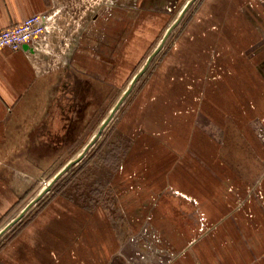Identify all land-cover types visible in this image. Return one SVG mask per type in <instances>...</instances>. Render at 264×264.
Returning <instances> with one entry per match:
<instances>
[{"label":"crops","instance_id":"0c3cea01","mask_svg":"<svg viewBox=\"0 0 264 264\" xmlns=\"http://www.w3.org/2000/svg\"><path fill=\"white\" fill-rule=\"evenodd\" d=\"M54 2L0 0V27L32 13L60 10L62 5ZM163 2L156 0L155 9L136 12L124 25L112 49L114 57L121 53L124 58L120 55L110 61L113 67L104 61L103 54L108 53L85 46L89 45L86 40L83 49L75 47L76 68L91 79L103 78L106 65L113 75L124 76L126 58L136 56L140 49L134 45V31L141 32L144 23H151ZM203 10L210 16L194 21L190 36L178 40L176 48L156 65L145 91L149 98L142 100L141 89L108 130V147L113 139L123 147L105 183L111 194L126 190L133 179L139 186L144 184L139 168L144 164L143 153L154 141L160 155L157 162H161L148 174L154 184L142 189L173 185L198 197L194 200L205 205L215 229L201 237L196 231L185 235L177 231L178 218L160 208L149 219L133 222L129 217L132 206L142 199L129 202L130 196L118 206L121 223L117 228V218L103 203L90 207L59 193L57 221L48 220L44 211L35 216L38 226L31 233L38 247H17L13 260L0 254V264H264V0H204ZM49 41L53 54L28 44L0 49V215L19 201L35 179L34 155H24L28 147H21V140L17 144L13 130L16 121L26 117L25 97L41 93L46 73L53 67L56 45L52 36ZM129 120L133 125L139 121L138 129L127 130ZM35 124L31 120V128ZM28 132L31 143L46 134L36 129ZM135 208L139 213L146 211ZM90 231L92 235H87ZM121 233L127 236L117 237ZM199 239L202 247L196 245Z\"/></svg>","mask_w":264,"mask_h":264},{"label":"rangeland","instance_id":"374dc122","mask_svg":"<svg viewBox=\"0 0 264 264\" xmlns=\"http://www.w3.org/2000/svg\"><path fill=\"white\" fill-rule=\"evenodd\" d=\"M57 2L62 6L57 5ZM154 2L156 0H149L147 4H145V0H55L54 3L60 7V12L56 15L58 26L50 33V39L52 36L54 42L53 46L56 45L53 47L55 53L52 55L53 67L46 73L47 80L45 85L42 84L40 87L41 93L25 97L28 99L24 104L25 116L28 118L25 117L23 120L16 121L18 126L13 130L17 136V144L21 140L24 143L21 144V147L23 146L25 149L28 147V151H25L26 154L24 155H34L35 179L21 193L19 201H16V204L0 215V231L9 221L18 216L29 202L32 201V203L28 205L16 222L0 234L1 256L5 255L6 258L13 260L17 247L25 250L29 247H38V245L34 246L37 237L31 233L33 228L38 226L37 222L34 223L35 216H40L44 211L48 220L57 221L58 211L61 208L56 204L55 199L59 193L90 207L97 203H103V206L108 207L109 214L117 218V228L121 223L118 206L124 201L125 196H130L132 199H128L129 202L131 200L138 202V198L142 199L136 206H132V214L129 217L130 219L133 218L131 220L133 222L149 219L152 213L160 208L178 218L179 221L176 225L179 230L177 231L185 232V235L186 233L190 235V232L196 231L201 237L206 230L212 227L211 231L215 229L205 205L194 200L198 197L185 192L182 193L173 185H164L158 190H155L154 186L149 190L142 189V187L147 188L154 184L149 182L153 179L150 178L151 176L148 177V174L151 172L150 169L155 166L157 168L161 162V159L157 162L160 155L154 141L149 143L150 145L143 153L144 164L139 168L141 174L138 176L141 175L145 178L144 184L139 186L134 183L135 179H133L126 189H129L130 192L126 194V190L118 191L116 195L113 191L112 194L109 192L110 187L105 183L108 174L118 164L123 147L120 141L113 139L114 142L111 147L116 148V152L108 155L111 148L106 143L110 140L107 137L108 130L118 121L126 106L132 105L141 89L143 91L140 93V96H143L142 100L145 101L149 98L145 91L148 89L147 85L162 56L171 49H175L178 40H185L190 36V28L195 24L194 21H201L204 17L210 16L203 10L204 0H164L162 9L156 11L159 14L150 18L151 23H144L146 25L144 28L141 26V32L138 28L134 31V35H136L134 45L139 46L140 49H138L136 56L132 55V58H126L128 66L125 75L121 76L118 72L113 75V70L107 65L113 67L110 61H116L120 58L121 53L116 58L113 55L115 51L113 52L112 49L120 41L124 33V25L129 24L140 10L155 9ZM170 25H172L171 29L161 46L158 47ZM132 28L134 30V27ZM86 40L90 46H85L94 48L101 54L104 51V53H108V55L103 54L107 64L104 67L103 78L91 79L87 77L86 73L78 70L74 64L75 60L79 59L78 54H75V47L78 46V48L83 49L84 45L81 44ZM117 50L116 48V53ZM154 50L156 52L150 56ZM215 52L217 53V51ZM121 57L124 58L123 55ZM148 57H150L149 60ZM146 61L148 63L145 70L138 75L131 90L118 105L101 134L88 145L99 124L108 115L112 106L129 86L135 73L140 71ZM88 65L92 69L93 65ZM101 67L103 65H100L99 72H102ZM153 84L156 85V81ZM142 103L144 102L142 101ZM33 108L37 112L29 113ZM136 115L138 116L139 112ZM33 119H35L36 124L35 127L31 128V120ZM138 122L135 120L133 125L129 120L127 123L131 125L125 127L129 131H133L135 128L138 129L136 125ZM28 129H30L31 134L35 129L46 134L36 136L31 143L27 138ZM50 132L56 135L47 136ZM86 145H88L87 150L79 158L80 151ZM48 157L50 158L47 159ZM70 160L73 161L71 165L62 171L61 169ZM26 162L22 161V164H26ZM150 164L155 165L151 167ZM159 171L160 169H158ZM202 178L203 176L200 177V180ZM198 183L202 185V182L198 181ZM137 192L139 193L138 196L135 194ZM37 196L39 197L37 198ZM35 198L37 199L35 200ZM47 205L51 206L48 207ZM137 206L146 210L145 213H139V209L135 208ZM65 213V210L61 211V214L64 215ZM87 235H92V231ZM198 235H193V238ZM124 236L127 235L121 233L117 237L123 238ZM118 240L123 241V239ZM201 243L202 239H199L196 245L202 247ZM83 251L87 250L83 248ZM87 259L88 256H84V260Z\"/></svg>","mask_w":264,"mask_h":264},{"label":"built area","instance_id":"2783aa9c","mask_svg":"<svg viewBox=\"0 0 264 264\" xmlns=\"http://www.w3.org/2000/svg\"><path fill=\"white\" fill-rule=\"evenodd\" d=\"M58 9H48L32 13L11 25L0 27V49L15 50L22 44H28L32 49L53 54L50 45V33L57 26Z\"/></svg>","mask_w":264,"mask_h":264},{"label":"water","instance_id":"95a60500","mask_svg":"<svg viewBox=\"0 0 264 264\" xmlns=\"http://www.w3.org/2000/svg\"><path fill=\"white\" fill-rule=\"evenodd\" d=\"M171 27H172V25H170V27L166 30V32H165V34H164V36H163V38H162V40H161V43L158 45V47L161 46L162 42L164 41V39H165V37L167 36V33L169 32V30L171 29ZM158 47H157V48H158ZM155 50H156V49H155ZM155 50L153 51V53H151L150 56H153L154 52H156ZM149 58H150V57H148V60H149ZM147 63H148V61H146L145 65H143V67L140 69V71H138V72L135 73V75L133 76V78H132L131 81H130L129 86L127 87V89L124 90V92L122 93V95L119 97L118 101L113 105V107H112V109L109 111L108 115L102 120V122L100 123V126H99L98 130H97L96 133H95V135H94L93 138L88 142V143H89L88 145H90V144H91V143H92V142H93V141L99 136V134L101 133L103 127H104V126L106 125V123L110 120L111 116L113 115V113H114L115 110L117 109L118 105L122 102V100H123V98L125 97V95L128 94L129 91L131 90V87L133 86V84H134L136 78L138 77V75L141 74V73L143 72V70H145ZM90 142H91V143H90ZM88 145H86L85 148L83 149V151L80 153V155L78 156L79 158H81V157L83 156V154L85 153V151H86L87 148H88ZM79 158H78V159H79ZM72 162H73V161L70 160V161H69V162L63 167V169H61V170H62V171L66 170V169L71 165ZM39 196H40V195H39ZM39 196H37V198H38ZM37 198H35V200H36ZM35 200H34V201H35ZM30 203H32V201L29 202V203H28V204L22 209V211H20V213H19L18 216L14 217L13 220L9 221V222L3 227V229H1L0 234H1L2 232H4V231H5V230H6L11 224H13L14 222H16V221L22 216V214L24 213V211L26 210V208L28 207V205H29Z\"/></svg>","mask_w":264,"mask_h":264},{"label":"trees","instance_id":"16d2710c","mask_svg":"<svg viewBox=\"0 0 264 264\" xmlns=\"http://www.w3.org/2000/svg\"><path fill=\"white\" fill-rule=\"evenodd\" d=\"M114 152H116V148H111L110 151L108 152V155L113 154Z\"/></svg>","mask_w":264,"mask_h":264}]
</instances>
